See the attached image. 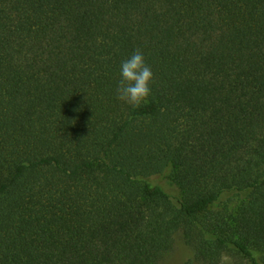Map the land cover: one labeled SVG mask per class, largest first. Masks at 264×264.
<instances>
[{
	"label": "trees",
	"instance_id": "16d2710c",
	"mask_svg": "<svg viewBox=\"0 0 264 264\" xmlns=\"http://www.w3.org/2000/svg\"><path fill=\"white\" fill-rule=\"evenodd\" d=\"M178 235L264 264V0H0V264H160Z\"/></svg>",
	"mask_w": 264,
	"mask_h": 264
},
{
	"label": "rangeland",
	"instance_id": "374dc122",
	"mask_svg": "<svg viewBox=\"0 0 264 264\" xmlns=\"http://www.w3.org/2000/svg\"><path fill=\"white\" fill-rule=\"evenodd\" d=\"M157 182H162L160 179H156ZM165 187L168 191H170L173 195H177L178 191L175 186L169 182H164ZM238 202V197H226V200L222 202L216 209H223L225 206L235 205ZM192 257L191 250L184 244L180 235L177 236V244L175 250L166 254V256L162 259L160 264H186L188 260ZM221 264H242L237 257L231 256V254H227L224 256Z\"/></svg>",
	"mask_w": 264,
	"mask_h": 264
}]
</instances>
